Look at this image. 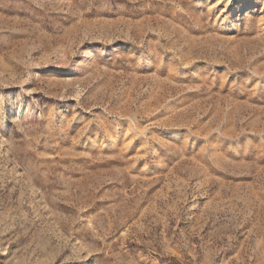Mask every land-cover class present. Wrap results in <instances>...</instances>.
Segmentation results:
<instances>
[{"label":"rangeland","instance_id":"374dc122","mask_svg":"<svg viewBox=\"0 0 264 264\" xmlns=\"http://www.w3.org/2000/svg\"><path fill=\"white\" fill-rule=\"evenodd\" d=\"M0 264H264V0H0Z\"/></svg>","mask_w":264,"mask_h":264}]
</instances>
